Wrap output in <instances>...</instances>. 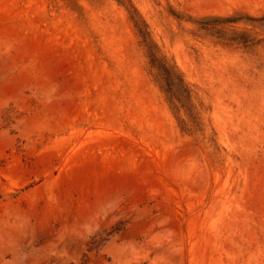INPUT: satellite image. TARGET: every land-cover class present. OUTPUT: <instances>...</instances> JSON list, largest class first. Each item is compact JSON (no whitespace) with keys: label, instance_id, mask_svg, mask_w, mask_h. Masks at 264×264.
<instances>
[{"label":"rangeland","instance_id":"374dc122","mask_svg":"<svg viewBox=\"0 0 264 264\" xmlns=\"http://www.w3.org/2000/svg\"><path fill=\"white\" fill-rule=\"evenodd\" d=\"M0 264H264V0H0Z\"/></svg>","mask_w":264,"mask_h":264}]
</instances>
